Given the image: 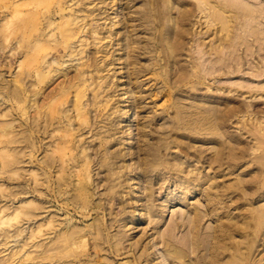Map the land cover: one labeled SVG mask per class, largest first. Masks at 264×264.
Wrapping results in <instances>:
<instances>
[{
    "label": "rangeland",
    "instance_id": "374dc122",
    "mask_svg": "<svg viewBox=\"0 0 264 264\" xmlns=\"http://www.w3.org/2000/svg\"><path fill=\"white\" fill-rule=\"evenodd\" d=\"M63 1L42 0L41 8ZM76 1L85 3L84 11L70 17L67 9L66 18L57 20L59 29L71 25L75 33L67 40L73 53L60 52L61 59L36 79L27 76L21 55L28 2L0 0V264H214V240L205 241L208 250L193 253V244L181 241L187 228L174 224L196 207L205 210L207 197L185 198L177 175L160 174L175 159L202 167L199 157L219 152L226 159L218 162L232 170L222 171H229L224 177V168L215 165L226 210L236 216L246 246L256 238L264 249V0H227L231 6L212 0L228 29L220 20L209 24V7L198 0ZM210 45L218 48L216 56L205 53ZM217 57L223 62L211 65ZM82 66L87 69L79 73ZM216 90L223 99L212 97ZM128 96L138 116L131 122L124 121ZM210 102L219 111L231 107L221 130L214 129ZM65 137L68 171L54 184L59 173L51 162L62 150L51 142ZM36 177L47 184L41 187ZM174 194L177 199L159 208L160 223L152 206ZM50 204L57 209H45L46 221L40 220ZM228 211L210 212L199 235L205 238L218 216L227 221ZM53 217L57 235L42 237L41 224L49 232ZM161 233L189 256L165 258L168 241ZM42 243L51 258L42 259Z\"/></svg>",
    "mask_w": 264,
    "mask_h": 264
},
{
    "label": "bare ground",
    "instance_id": "6f19581e",
    "mask_svg": "<svg viewBox=\"0 0 264 264\" xmlns=\"http://www.w3.org/2000/svg\"><path fill=\"white\" fill-rule=\"evenodd\" d=\"M198 1L200 2V5H202V7L203 6L209 7L208 8V14L206 15L209 24L212 25L215 21L220 20V22H222L224 24L223 29L225 27H227V24L229 22L228 19L223 16L224 15V13L222 14L223 11L220 12L218 9H216V6H214L212 4V0H198ZM24 2H28V3H25V5L27 7H25L26 10L23 12L22 17H21V25H20V30H21V34H22V40H21L22 54L21 55L24 58L25 64L27 67V76L28 77H35L36 79H39V78H41V72L44 70V68H49V67L53 66V64L55 62H57L61 59V56L59 55L60 52L65 53V54L73 53V50H71V47H69L71 45V43L68 44L67 40L72 38L75 33L72 31L71 25H70L68 30L59 29V25L57 24V20L58 19L63 20L64 18H66L65 12L67 9L72 11V13L71 12L69 13L70 17L78 16L80 12L84 11V10H82V6L85 3H83V1L74 2V0H64L63 2H60L58 6H55V7L49 6L48 8H46V10H43L41 8L42 0H24ZM226 4L227 3H225V5ZM230 4H232V3H230ZM230 4L228 2V5H230ZM228 5H226V6L229 7ZM30 6H32V8H30ZM226 6L224 9H226ZM241 6H243V5H241ZM242 8H245V6H243ZM244 10H247V8H245ZM76 19H78V17ZM90 26H92V25H90ZM228 28H229V25L225 29H228ZM82 30L85 31L86 26H83ZM90 31L95 32V29L92 30L90 28ZM58 47H60L62 49H60ZM218 51L219 50L217 47H213V45H210L208 47V50L205 53L209 54V55H215L218 53ZM69 56H72V55L69 54ZM222 62H223L222 58L217 57L215 59V61L213 62V64L211 63V65L214 66V65H216L218 63H222ZM86 69H87V67L82 66L79 73H84L86 71ZM28 90H29V87L26 86L25 95H26V102L27 103L29 102V98H30L28 95ZM218 93H219L218 90H216V92H214L212 97L214 99L221 98V97H219V96H221V93H220V95H218ZM221 99H223V98H221ZM132 103H133V101H132L131 97L128 96L125 103L123 104V110L125 109L124 112L126 113V115H125L126 117L124 120L125 122H131L132 120L134 121V120H137V118H138L136 112L132 108ZM207 110H209V112L210 111L213 112L212 117L214 116V118L216 120L215 124L213 123L214 125L211 123L215 128L213 126L212 127L214 129H216L218 127V129H219L221 127V125L224 124L225 117H228L227 115H228V112L231 111V107H229L227 104L224 109H221L219 111L218 107H214L213 103L210 102V107L207 108ZM221 111H223V112H221ZM27 112H28V109H26V113ZM230 115L231 114L229 113V117H230ZM27 120H28V118H27ZM53 120H54V117L51 119V123H53ZM199 120H203V118H200ZM26 122H28V121H26ZM46 122H47V119H46ZM49 123H48V126L45 125V127L47 126L46 128H49V126L51 124V123L50 124ZM39 125H41V123ZM43 126H44V124H43ZM224 126H226V125H224ZM212 127H209L208 129L210 130V128L212 129ZM256 127L254 129L255 131L258 129ZM40 128L42 129V131H44V129L46 130V128H44V127H40ZM262 128H264V126H262ZM219 130H221V129H219ZM222 130H224V133L226 132L224 127ZM260 131H262V132H260ZM260 131H259L260 135L264 136L263 130H260ZM38 132H41V131H37V134H38ZM41 133H43V132H41ZM44 133H46V132H44ZM133 133L138 134L137 129H134ZM261 133H263V134H261ZM40 135H42V134H40ZM259 137H258V139L261 140V138H259ZM258 139L256 140L257 142H259ZM210 141H211V139H210ZM68 142L69 141L66 137L58 139V141L56 143L54 141L51 142V145L53 146L55 151L62 150L61 156L60 157L54 156L52 159V162H51V166L53 168H57L56 173H59L56 175V179L54 180V184H57V183L60 184V182H57V181L64 179L63 175H61L60 172L64 173V172L68 171L67 165H68L69 160H67V158H66V152H67L66 151V149H67L66 144ZM213 143H214V141H212V144ZM166 150H167V153H169L170 146H166ZM210 150L216 151V148L210 147ZM219 153H217V155H215V156L213 155L211 158H207V159H201L199 157V160H196V162L198 164H201L199 162L203 161L204 163H203L202 167H199L196 164L189 162V161L188 162H186V161L180 162L179 160L175 159L174 161H172V163L169 164V167H165V168L161 169L160 176L163 175V173H164L163 171H165V173H167V174L172 173V174L177 175V177L180 179L181 189H183V194H184L185 198H187L188 196L194 195V194H198V193H199V195L207 197L208 205L205 206V210H203V209L201 210L200 208L196 207L194 209L193 214L190 213L186 217L181 218V221H175L174 224L176 225V227H178V225L180 223L181 226H184L187 228V230H188L187 234L189 236L184 237L181 241L185 245L188 244L189 242H191L193 244V250H192L193 253L195 252V250H197L200 247H203V249L208 250L207 248H209V247L205 246V241H208L211 239L214 240V242L218 245L216 247V249L218 251H214V255L212 258V262L214 264H246L249 260L252 262V264H257V262H263L260 264H264V249H259L260 241H257V239L255 238L253 240L252 244L249 243L248 246H246L247 237L245 236L244 231L240 228V226H239L240 224L235 220L236 216L229 214L230 212L228 210H226V204H224V202H223L224 199H226V198L223 199L222 195L220 194L221 191H223V189H221V188H223L222 187L223 182H221L220 177H219L220 179L218 178L217 174H220V173H218L217 170L215 169V165L217 163H218L217 165L222 164V162L221 163L218 162L220 160V158H223V159H226V158H224V156L221 157L220 156L221 154L219 155ZM177 156L181 157L179 154H176V157ZM161 159H162L161 156L159 154H157L156 162H159V166L161 165ZM227 159L231 160L233 158H231V156H230ZM228 160L226 162H228ZM235 162H237V161H235ZM234 164H236V163H234ZM225 165H226V163H225ZM228 165H229V163L227 164V166ZM112 166H113V164H112ZM222 166L223 165L219 166L220 169L225 167V166L224 167H222ZM232 166H231V168H232ZM235 166H237V165H235ZM225 169H228V168L226 167V168L222 169L221 172L224 171ZM235 171H236V168H235ZM231 172H232V170H231ZM227 173H225V174L223 173L224 177L230 178V176H228ZM68 175H70V174H68ZM132 176H134V175H132ZM224 177L222 179L223 181L225 180ZM35 180L38 182L37 184H39L41 187L45 186V183L47 184V181H45V182L41 181L40 182L37 177ZM67 180H68V178H65V183H68ZM167 180H168V176L165 177L164 182H167ZM106 183L109 185H112V189L116 188L115 185H113L112 180L107 179ZM224 184L226 186L228 185V184H226V182ZM224 184H223V186H224ZM229 187L231 188V186H229V185L227 188L226 187H224V188L227 190ZM219 188L221 190L220 192L218 191ZM229 190H228V192H230ZM231 191H232V189H231ZM224 192H226V191H224ZM222 194H223V192H222ZM263 195H264V193H263ZM177 197H178L177 194H174V195H172V197L167 198V200L161 204H156V203L153 204V206H152L153 212L155 214V217L159 218L158 220L160 223L163 220V218L161 219L160 217H162L164 215L160 214L161 212H160L159 208L160 207L167 208L171 203L170 200L177 199ZM40 201L43 202V205H44L45 201H47V200H44V197L42 196V199ZM231 206H233V204ZM54 207H55L54 204H50L47 207H42V211L39 214V216L41 217L40 220L46 221V219H45L46 215H44L46 213L45 209H48V211H50V214H51L57 209ZM209 208H212L213 210L210 211ZM215 211L216 212L218 211L217 215H219V213H222V215H223V213L225 211H228L227 212L228 214L226 213L227 214L226 218H228V220L227 221H225V219L223 220L222 215L218 216L217 225L214 227L209 226L208 228L210 229L211 232L206 234L205 238H202V236L199 235L200 228L203 226L202 222L204 221V219L208 216V214L210 212H215ZM261 216H262V222L264 223V211H263ZM54 221H55V217L51 218V220L48 221V226L53 227V228H51V230L49 232L42 229L43 227L47 226L46 223L41 224L39 231H40V233H42V237L45 236L46 234L57 235L56 234L57 230L54 229L55 228ZM160 235L162 236L163 241H165V242L168 241V244H164L163 256L165 258H171V260H179V259L186 258L189 256L188 253L183 249V247H181L183 245L176 244L175 242H172V238H173L172 236L169 235L170 237L168 236L169 238H167L166 233H161ZM237 236H239L240 238L238 240H235L234 238ZM51 241H52V239H51ZM82 242L86 243L85 240H83ZM40 248H41V255H42L43 260L52 257V256L48 257V252L46 249V243H42L40 245ZM209 252H210V250H209ZM212 254L213 253H211L210 255H212ZM220 254H222V256H223V258L220 259L221 262L219 261V255ZM206 256H207V254L204 253L203 258H200V260L201 261L205 260Z\"/></svg>",
    "mask_w": 264,
    "mask_h": 264
}]
</instances>
